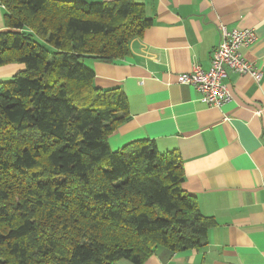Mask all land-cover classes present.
I'll use <instances>...</instances> for the list:
<instances>
[{
  "label": "trees",
  "instance_id": "trees-1",
  "mask_svg": "<svg viewBox=\"0 0 264 264\" xmlns=\"http://www.w3.org/2000/svg\"><path fill=\"white\" fill-rule=\"evenodd\" d=\"M0 264H144L207 245L215 221L183 189L184 163L154 141L113 151L129 118L86 59L115 62L151 26L134 0H1Z\"/></svg>",
  "mask_w": 264,
  "mask_h": 264
},
{
  "label": "crops",
  "instance_id": "crops-1",
  "mask_svg": "<svg viewBox=\"0 0 264 264\" xmlns=\"http://www.w3.org/2000/svg\"><path fill=\"white\" fill-rule=\"evenodd\" d=\"M134 1L151 26L132 40L130 54L115 62L85 60L97 88L119 89L128 99L129 118L110 137V147L150 140L163 153L177 152L184 191L215 221L206 246L179 253L160 248L144 264H264V0ZM219 23L255 30L257 41L242 53L262 78L230 71L224 83L232 101L214 108L179 79L194 63L211 68ZM8 31L0 0V33ZM23 70V64L2 65L0 80Z\"/></svg>",
  "mask_w": 264,
  "mask_h": 264
},
{
  "label": "built area",
  "instance_id": "built-area-1",
  "mask_svg": "<svg viewBox=\"0 0 264 264\" xmlns=\"http://www.w3.org/2000/svg\"><path fill=\"white\" fill-rule=\"evenodd\" d=\"M219 43L211 58V68L204 70L194 63L191 71L180 76L182 85L194 87L200 93V101L209 107L222 108L232 101L229 86L225 84L229 72L249 75L259 82L262 73L247 61L242 50L249 48L257 41L254 29H228L223 23L218 25Z\"/></svg>",
  "mask_w": 264,
  "mask_h": 264
},
{
  "label": "rangeland",
  "instance_id": "rangeland-1",
  "mask_svg": "<svg viewBox=\"0 0 264 264\" xmlns=\"http://www.w3.org/2000/svg\"><path fill=\"white\" fill-rule=\"evenodd\" d=\"M84 64H85L87 67L89 66L87 61H85Z\"/></svg>",
  "mask_w": 264,
  "mask_h": 264
}]
</instances>
